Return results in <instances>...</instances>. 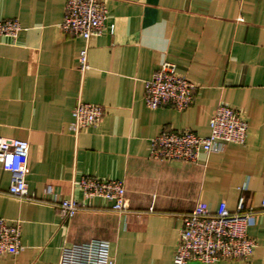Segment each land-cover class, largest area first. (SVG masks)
<instances>
[{
	"label": "crops",
	"instance_id": "1",
	"mask_svg": "<svg viewBox=\"0 0 264 264\" xmlns=\"http://www.w3.org/2000/svg\"><path fill=\"white\" fill-rule=\"evenodd\" d=\"M66 0H0V21L22 28L0 39V138L29 144L28 194L83 204L84 177L123 181L124 213L96 198L68 221L47 204L6 194L0 163V218L18 221L22 251L0 264H59L63 245L109 241L116 264H172L182 218L197 205L215 213L239 198L256 211L247 235L248 262L264 264V0H105L113 33L85 42L63 32ZM106 23V24H107ZM87 48L88 69L77 58ZM163 63L195 84L185 111L149 109L145 82ZM78 101L101 106V121L78 135L70 129ZM238 111L248 125L244 145L201 154L196 163L149 156L161 131L208 133L216 107ZM189 264H203L190 262Z\"/></svg>",
	"mask_w": 264,
	"mask_h": 264
},
{
	"label": "built area",
	"instance_id": "2",
	"mask_svg": "<svg viewBox=\"0 0 264 264\" xmlns=\"http://www.w3.org/2000/svg\"><path fill=\"white\" fill-rule=\"evenodd\" d=\"M107 22L105 0H66L60 29L87 42L105 32L112 34L114 25ZM21 31L22 28L16 21H0L1 40L13 43ZM77 64L80 72L89 68L87 48L80 51ZM195 89V84L180 74L176 65L163 63L145 82L144 103L151 110L170 107L182 112L192 105ZM103 113L101 106L78 101L71 112L70 131L78 135L85 129L96 126ZM247 129L248 125L238 111L219 104L209 120L206 135L189 131H161L151 141L149 156L159 161L196 163L201 154L220 153L229 144L244 145ZM28 152L29 144L26 141L0 138V163H7L10 175L6 192L8 196L50 205L59 211L65 222L96 198L110 203V210L113 212L124 213L127 210L123 181L97 177H84L76 184L82 191L83 204L73 198L58 199L51 188L45 190L44 199L35 200L27 191ZM244 204V199L239 198L236 209L231 212L225 202H220L215 213L197 205L185 214L172 264H213L222 260L248 262L256 248V242L247 235V229L253 224L256 211L251 207L246 209ZM260 209L264 211V196L260 200ZM22 249L20 223L0 218V257L17 256ZM59 264L116 263L109 241L91 239L63 245Z\"/></svg>",
	"mask_w": 264,
	"mask_h": 264
}]
</instances>
